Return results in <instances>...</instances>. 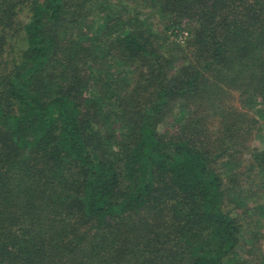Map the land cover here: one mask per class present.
Instances as JSON below:
<instances>
[{
    "label": "trees",
    "instance_id": "obj_1",
    "mask_svg": "<svg viewBox=\"0 0 264 264\" xmlns=\"http://www.w3.org/2000/svg\"><path fill=\"white\" fill-rule=\"evenodd\" d=\"M255 115L264 0H0V264H264Z\"/></svg>",
    "mask_w": 264,
    "mask_h": 264
},
{
    "label": "rangeland",
    "instance_id": "obj_2",
    "mask_svg": "<svg viewBox=\"0 0 264 264\" xmlns=\"http://www.w3.org/2000/svg\"><path fill=\"white\" fill-rule=\"evenodd\" d=\"M16 18H17L18 23L27 21L26 13L22 10H20V12L18 13ZM187 36H188L187 29L182 27V29H177L176 35L172 34L170 37H172L173 39H175L179 43H183L187 39ZM6 41H7L6 58L10 56V53H14V51L18 47H21L24 43L23 38H22V34L20 35V33L13 34V35L10 34ZM232 103H233V105L238 107L239 101H238V98L236 96L233 99ZM254 118H255V121H253L251 123L249 121V123H250L249 125H252L253 128L251 131H249L248 133L245 134L244 140L240 143L238 148L235 149V153L233 155L234 159H232V158L230 160L228 159L229 163L231 164V172H229V171L223 172L222 170H220V169H223V167L222 168H220V167L226 166V163H227L226 161H224L222 159V157L219 158L217 162L212 163V166L214 165L215 169H218V171L221 174H223L224 176H228V178H227L228 185H231L230 184V178H231L233 173L238 174V177H241L244 180H246L245 179V177H246L245 173L251 168L248 165V162L251 160L249 157V153H252L253 148L261 146V142L264 141V117H259L258 115L257 116L255 115ZM246 149H248L250 152H248V153L245 152ZM257 177L258 176L254 175V178H257ZM241 188H243V187H241ZM237 189H240V188H237ZM262 199H263L262 196L251 195V197L249 199L247 198V204L245 205V207L250 206L252 208H255L254 205L259 204V202L263 201ZM240 201H241V203L244 202L243 199H240ZM259 210L257 211V214L258 213L262 214V212ZM255 211H256V209H255ZM260 235H261V233H259V236Z\"/></svg>",
    "mask_w": 264,
    "mask_h": 264
}]
</instances>
